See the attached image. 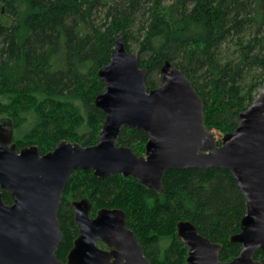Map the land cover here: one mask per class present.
<instances>
[{
	"label": "trees",
	"instance_id": "1",
	"mask_svg": "<svg viewBox=\"0 0 264 264\" xmlns=\"http://www.w3.org/2000/svg\"><path fill=\"white\" fill-rule=\"evenodd\" d=\"M117 35L138 51L148 88L161 83L165 60L183 71L204 101L205 125L221 135L264 84V0H0V112L12 119L18 148L36 144L45 153L63 139L97 142L104 120L94 105L104 90L97 71ZM146 140L123 126L116 144L137 154ZM162 182L157 194L132 177L74 170L58 212L64 236L57 258L66 262L78 235L70 204L81 197L92 202V216L122 209L151 264L185 263L179 220L220 242L221 260L240 252L229 236L240 229L246 201L228 169H170ZM3 199L11 203L8 192Z\"/></svg>",
	"mask_w": 264,
	"mask_h": 264
},
{
	"label": "water",
	"instance_id": "2",
	"mask_svg": "<svg viewBox=\"0 0 264 264\" xmlns=\"http://www.w3.org/2000/svg\"><path fill=\"white\" fill-rule=\"evenodd\" d=\"M147 73L138 51H128L117 35L109 62L97 71L104 90L94 105L104 120L92 145L63 139L44 154L36 144L18 149L12 119L0 118V264H151L125 212L102 207L92 216L87 197L70 204L78 235L66 262L58 259L64 236L58 212L66 182L74 170L100 179L118 173L162 194L165 172L191 168L228 169L246 213L239 231L229 236L240 252L227 261L220 259V242L179 220L176 237L187 247L184 264H264V255L255 258L259 250L264 254V84L235 128L218 138L205 125L204 101L183 71L165 60L154 88L146 85ZM123 126L146 134L144 155L116 144Z\"/></svg>",
	"mask_w": 264,
	"mask_h": 264
},
{
	"label": "rangeland",
	"instance_id": "3",
	"mask_svg": "<svg viewBox=\"0 0 264 264\" xmlns=\"http://www.w3.org/2000/svg\"><path fill=\"white\" fill-rule=\"evenodd\" d=\"M134 47H132V50L131 51H134L135 49H133ZM3 116H8V115H6L5 113H3V112H0V117H3ZM213 132H215L216 134H217V136H218V138H220L221 137V134L220 133H218V132H216L215 130H212ZM15 141H16V137H15ZM20 146V145H19ZM24 146H27V145H21L20 147H24ZM145 151V150H144ZM144 151H142V152H140V153H137L138 155H144ZM101 247H103V245H100ZM257 257V259H261L260 257V255L259 256H256ZM259 257V258H258Z\"/></svg>",
	"mask_w": 264,
	"mask_h": 264
},
{
	"label": "flooded vegetation",
	"instance_id": "4",
	"mask_svg": "<svg viewBox=\"0 0 264 264\" xmlns=\"http://www.w3.org/2000/svg\"><path fill=\"white\" fill-rule=\"evenodd\" d=\"M3 117H8V116H3ZM1 118V117H0ZM10 118V117H9ZM15 131V130H14ZM13 141L15 142V140H14V135H13ZM16 143V142H15ZM17 144V143H16ZM27 146H29V145H27ZM25 147V146H24ZM17 148H18V145H17ZM22 148V147H21ZM18 149H20V148H18ZM41 153V152H40ZM46 153V152H45ZM41 154H44V153H41ZM77 199H80V198H77ZM74 200V199H73ZM72 202V201H71ZM73 212V211H72ZM73 217H74V215H73ZM100 245H102L101 243H99Z\"/></svg>",
	"mask_w": 264,
	"mask_h": 264
}]
</instances>
